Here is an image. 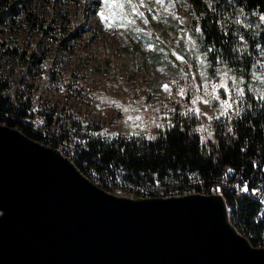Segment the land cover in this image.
<instances>
[{
	"label": "trees",
	"instance_id": "16d2710c",
	"mask_svg": "<svg viewBox=\"0 0 264 264\" xmlns=\"http://www.w3.org/2000/svg\"><path fill=\"white\" fill-rule=\"evenodd\" d=\"M36 1L0 0V61L18 63L27 74L34 77L47 72V76L59 86L70 88L72 75L56 66L41 43H33L27 39L22 41L20 38L23 34L28 37L40 35L54 43H61L64 48L70 46L63 27L54 18L47 16L45 11L37 8ZM188 1L189 10L195 15L185 19L184 24H181L179 19H173L171 15H159V22H151L149 25L136 22L135 26H126L127 30L134 35V40L147 48L152 61L165 64L166 55L170 51L184 56L191 54L192 51L187 48L185 34L178 36V33L181 28L194 25L197 22L196 17L200 16L199 23L205 29L203 46H214L217 49L208 53L209 60L220 55L228 59L234 67L247 72L252 59L258 53L254 44L264 45V26L259 30L261 35L255 36L252 34L255 30L242 29L241 25H234L230 21L236 10L243 8L249 20L258 22V16L252 13L264 12V0H213L216 12L207 8V0ZM46 3L49 5L51 0H46ZM217 21L228 22V36H225ZM136 27L144 29L148 35L136 32ZM237 29H241L248 39V51L252 53L251 56L246 53L237 59V53L231 52V48L239 43L238 39L231 35ZM170 39H178V44L174 46ZM148 44L153 47H147ZM246 79H249L247 75ZM76 88L81 89L83 85H77ZM172 88H176V85ZM248 96L251 97L249 102L252 107L242 116L234 117L231 122L226 117L214 119L212 130L216 138H210L204 144L200 142L202 133L194 131L198 127L199 118L195 115L181 116L180 112L183 110H180L179 106L167 105L168 109H176L175 113H170L172 122L176 125L171 130L165 129L162 132L150 126L146 132L143 128H138L140 136L120 134L108 131L100 121L76 112L71 107L45 103L43 97L37 94L34 84L26 81L22 75L10 77L0 74V120L55 148L60 147L63 139L76 137L80 149L77 151L76 160L73 158L74 163L86 176L92 170L94 174H99L98 183L112 192L118 189L126 192L132 186L141 188L157 180L170 186L179 182L185 185L190 182L197 186L199 181H202L207 189H214V184L225 185L223 181L227 180L231 182L232 176L238 172H243L252 179L264 175V105L256 100L254 94L250 93ZM119 104L122 106L118 107L120 113L141 115L143 121H149L151 117L159 115L153 112L154 107L151 105L134 108ZM124 108L128 111L125 112ZM228 126L234 128L231 135L227 134ZM105 130L109 135H102ZM149 134L156 135L157 139L148 140ZM229 168L234 171L228 173ZM107 174L113 179L109 180ZM224 191L225 194L222 195L228 206L232 205L238 218V224L234 220L238 230L247 236L253 245L262 246L260 244L264 234V220H255L260 199L255 200L244 192L229 187L224 188ZM157 195L161 194L151 190L149 196ZM166 195L167 192L164 196Z\"/></svg>",
	"mask_w": 264,
	"mask_h": 264
},
{
	"label": "water",
	"instance_id": "95a60500",
	"mask_svg": "<svg viewBox=\"0 0 264 264\" xmlns=\"http://www.w3.org/2000/svg\"><path fill=\"white\" fill-rule=\"evenodd\" d=\"M0 264H264V246L221 194H118L0 123Z\"/></svg>",
	"mask_w": 264,
	"mask_h": 264
},
{
	"label": "rangeland",
	"instance_id": "374dc122",
	"mask_svg": "<svg viewBox=\"0 0 264 264\" xmlns=\"http://www.w3.org/2000/svg\"><path fill=\"white\" fill-rule=\"evenodd\" d=\"M188 4V0H175V3L171 5L168 3L157 5L154 0H146V6L139 4L137 6L140 11L145 12L149 20L147 25H149L151 22H159L160 19H152L153 13L148 12V8H152L153 12L158 13V15L175 13L176 17L185 20L193 16ZM36 6L63 27L70 46L64 48L61 43H54L40 35L28 37L23 34L20 38L22 41L27 39L33 43H41L56 66L72 75L71 87L63 88L61 91V86L50 79L47 72L34 77L27 74L20 64L14 62L0 61V74H7L10 77L22 75L26 81L34 84L37 94L43 97L45 103L71 107L76 112L100 121L108 131L120 134H131L133 129L130 125L133 124V121H127V117L131 115L120 113V109L112 101L117 100L116 102L125 107L144 108L149 105L154 108L160 107L161 113L159 115L165 111L163 105L179 106L180 110H184L183 105H190V97L196 93L190 89L188 95L178 96L177 86L173 89L172 87L175 85L172 84V81L176 80L179 85L184 86L193 82L192 73H195L194 82L200 84L198 65L193 51L189 56L170 51L166 55L165 64H161L160 61H152L147 48L134 40V35L127 30L126 26L121 27L118 23L113 22V26L105 27L96 15L100 6L99 0H51L49 5L46 0H37ZM128 19H135L136 22L144 24L138 17L129 15ZM181 34L182 32L179 30L178 36ZM169 41L174 46L178 44V39H170ZM177 55H183L184 61L178 60ZM189 64L193 67L189 68ZM161 68L163 71L160 70ZM180 70L189 74L187 81L181 78ZM212 71L209 69L210 74ZM245 80L247 83L246 78ZM166 83L172 90L171 96L163 90L162 85ZM77 85H83V88L77 89ZM200 91L202 92L203 89L201 88ZM221 95L223 97L222 90ZM198 106L202 112L216 115L212 106L202 103ZM198 118V126L201 123L211 124L212 129L214 120L208 121L204 116ZM33 125L36 126V124ZM135 130L137 131V129ZM201 133L206 135L204 132ZM211 138H216L215 133ZM62 141L66 142L65 145H72V141L78 143L76 137H68ZM162 185L156 181L153 184L143 185L141 188L133 186V190L129 189V193L124 195L149 196L151 190H157L159 194L167 192L168 196L174 195V193L183 195L186 194L187 190L195 187L190 182L187 185L182 182L174 186ZM116 191H120V189ZM136 193L139 195L137 196ZM228 211H230V206ZM231 219L233 216H229V221L232 223Z\"/></svg>",
	"mask_w": 264,
	"mask_h": 264
},
{
	"label": "snow or ice",
	"instance_id": "6c2138e0",
	"mask_svg": "<svg viewBox=\"0 0 264 264\" xmlns=\"http://www.w3.org/2000/svg\"><path fill=\"white\" fill-rule=\"evenodd\" d=\"M157 5H164L168 3L169 5L175 3V0H154ZM99 9L96 15L99 17L100 21L104 23L105 27L113 26V22L118 23L119 26L125 27L128 25L135 26V19H128V16L138 17L142 20L144 24H148L149 20L147 19L145 12L138 9L139 5L146 6V0H99ZM127 6V10H126ZM207 8L212 12H216V7L213 4V0H207ZM148 12L153 13L152 19H160L158 13L153 12L152 8L147 9ZM107 13V14H106ZM195 15V13H193ZM252 15L258 16V22L249 20L248 15L245 14L243 8H239L233 14V19L230 21L234 25H241L242 29L255 30L252 34L255 36H260L261 32L259 31L262 26H264V12L255 13ZM173 19H179L181 24H184L182 18L176 17L175 13H171ZM201 17L197 16V22L194 25H190L188 28H181L180 31L185 34L187 41V48L195 53V61L198 65L200 84H196L195 73H192V83H188L184 86L179 85L176 80L172 81V84L177 86V95L185 96L188 95L189 90L191 89L196 94L190 97V105H183V111L180 112L181 116H191L195 115L197 117L204 116L208 121L220 120L221 117H226L229 122H231L234 117L242 116L243 113L252 107V104L249 102L251 97L248 94H254L257 101L264 105V45L260 43H255L254 47L258 50V53L255 55V58L252 59L248 71H242L239 67H234L229 63V60L222 58L220 55L214 57L213 60H209L208 53L217 51L214 46H203V41L205 38V29L201 27L199 21ZM167 23V21H165ZM221 30L224 32L225 36H228L230 33L228 31V22L220 23ZM136 32H143L145 36L148 35L147 32H144L142 28H134ZM231 35L235 36L239 43L237 46L231 48V52L237 53V59L242 58L246 53L251 56L252 53L248 51V39H246L245 34L242 33L241 29H237ZM147 47H153L152 44L146 45ZM203 46V48H202ZM202 49V50H201ZM160 51H163L160 49ZM177 59L184 61L183 55H177ZM217 65H222L218 67ZM189 68H192L193 65L189 64ZM209 68H212L211 74L209 73ZM163 71V69H160ZM180 76L185 81L188 80L189 74L180 70ZM246 75L249 77L248 82L246 83ZM163 90L168 93L169 96L172 95V90L169 85L166 83L162 85ZM203 89L201 92L200 89ZM221 90L223 97L221 95ZM61 91L63 87L61 86ZM248 97V100H246ZM116 107H122L119 102L112 101ZM204 104L212 106L216 115H209L206 112H202L199 104ZM148 107H151L150 105ZM165 111L162 115H156L150 118L149 121H143L141 115L128 116L127 121H133V124L130 127L133 129L131 135L140 136L141 133L135 129L143 128L144 131H147V128L154 126L156 129L161 130L162 132L165 129L171 130L176 127L172 122V117L170 113H175L176 109H168L167 105H163ZM124 111L127 112L128 109L124 108ZM138 111V109L136 110ZM153 112L160 114L161 108H153ZM126 121V122H127ZM140 122V123H137ZM183 129V125L180 126ZM194 131L204 132L206 135L200 137V142L206 144L210 138L214 135L211 124L205 125L201 123ZM234 133V128L232 126L227 127V134L231 135ZM93 135H101L98 133H93ZM102 135H109L107 130L102 133ZM115 135V134H112ZM148 140H156V135H147ZM243 151V149H241ZM234 169H227L228 173L233 172ZM219 191V189H217ZM241 191L248 192L249 184L247 181L243 182ZM253 192L257 191L252 189Z\"/></svg>",
	"mask_w": 264,
	"mask_h": 264
},
{
	"label": "built area",
	"instance_id": "2783aa9c",
	"mask_svg": "<svg viewBox=\"0 0 264 264\" xmlns=\"http://www.w3.org/2000/svg\"><path fill=\"white\" fill-rule=\"evenodd\" d=\"M0 122L3 124L5 123L3 120H0ZM35 128L40 129L39 127H35ZM81 145H84V144H81ZM60 148L62 149V153L65 156H74V158L76 160L77 151L80 149V144H75V141H72V145L60 146ZM256 167H257V165H256ZM87 176L90 179H92L94 182L97 183V176H100V175L94 174L93 170H92ZM120 176H122V175H120ZM106 177L109 178V180L113 179L110 174H107ZM231 180H232L231 182H228V180L223 181V183L225 185L214 184V189H204V184L202 183V181H199V187H195V188H192L190 190H187V194L193 193V192H202L203 194H210V193L225 194L224 188H226V187L241 191V188L243 186V182L247 181L249 184V191L244 192V193L247 196H251L253 199H260V206L258 208V214H257L255 220H256V222L264 220V175H260L258 179H252V178L244 175L243 172H238L236 175H234V177L232 176ZM217 189H219V191H217ZM252 189H256L257 191L253 192ZM131 190H133V186H132ZM116 192L122 193V194H128V191H126V192L116 191ZM227 213H228V216H234V220H236V224H238V221H237L238 218L236 216V213H234L232 205H230V211H227ZM261 243L262 244H260V245L264 246V234L262 235Z\"/></svg>",
	"mask_w": 264,
	"mask_h": 264
},
{
	"label": "bare ground",
	"instance_id": "6f19581e",
	"mask_svg": "<svg viewBox=\"0 0 264 264\" xmlns=\"http://www.w3.org/2000/svg\"><path fill=\"white\" fill-rule=\"evenodd\" d=\"M78 137V136H77ZM74 139V138H73ZM75 140V139H74ZM61 142V141H60ZM63 142V141H62ZM64 143V142H63ZM63 143H61L60 144V146H66L65 145V143L63 144ZM68 144V143H67ZM76 144V143H75ZM78 144V143H77ZM58 150H60L61 152H62V149L60 148V147H58L57 148ZM70 160H72L73 162H74V160H73V158H74V156H67ZM72 157V158H71ZM95 173V172H94ZM99 180V179H98ZM101 180V179H100ZM158 182V181H157ZM101 183V182H100ZM177 184V183H176ZM159 185V184H158ZM161 185V184H160ZM166 184H164V186H165ZM175 185V184H174ZM192 185V184H191ZM163 186V185H162ZM178 186V185H177ZM195 187H197V186H195ZM194 187V188H195ZM198 187H199V185H198ZM205 187V186H204ZM149 188V187H148ZM152 188V187H151ZM163 188V187H162ZM169 188V187H168ZM167 188V189H168ZM176 188V187H175ZM179 188V187H178ZM170 189V188H169ZM171 189H172V187H171ZM205 189H207V188H205ZM146 190H148V189H146ZM162 190V189H161ZM157 191V190H156ZM163 191V190H162ZM164 191H165V189H164ZM168 191V190H167ZM174 191V190H173ZM132 192V191H131ZM136 192V191H135ZM150 192V191H149ZM182 193H184V192H182ZM178 193H174V195H177ZM186 194H187V192H186ZM136 195H137V193H136ZM162 195V194H161ZM165 195V194H164ZM172 195V194H171ZM181 195V194H180ZM222 195V194H221ZM224 195V194H223ZM222 195V196H223ZM148 196V195H147ZM166 196H168V195H166ZM135 197V196H134ZM223 198H224V196H223ZM224 200H225V202H226V207H227V205H228V203H227V201H226V199L224 198ZM229 207V206H228ZM228 207H227V211H228ZM228 219H229V216H228ZM232 220V223H233V225H235L236 226V224H235V221L233 220V219H231ZM237 229V228H236ZM240 232V231H239ZM241 233V232H240Z\"/></svg>",
	"mask_w": 264,
	"mask_h": 264
}]
</instances>
